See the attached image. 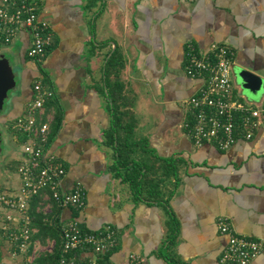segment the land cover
<instances>
[{
    "label": "crops",
    "instance_id": "0c3cea01",
    "mask_svg": "<svg viewBox=\"0 0 264 264\" xmlns=\"http://www.w3.org/2000/svg\"><path fill=\"white\" fill-rule=\"evenodd\" d=\"M36 1L41 17L53 28V46L37 62L28 54L31 33L19 30L10 45L13 62L22 70L10 101L15 122L27 113L37 80L55 92L46 113L62 114L51 143L67 169L62 186L70 191L80 183L86 191L83 209L61 207V225L76 216L87 230L116 229L118 243L111 256L116 264H221L228 240L218 226L221 216L228 217L239 234L264 240V125L251 140L239 139L228 150L210 142L195 146L183 127L190 118L187 102L203 84L185 73L189 43L201 50L213 43L228 44L235 51L232 66L264 78V0ZM116 48L125 59L120 79L134 98L136 139H147L162 157L187 161L170 200L178 221L172 238L168 207L136 202L129 185L110 169L113 150L103 141L112 116L99 88L105 87L104 66ZM233 84L242 101L264 103V86L245 98L234 78ZM143 94L147 102L139 106L146 100ZM13 141L20 142L19 133ZM17 152L20 161L23 149ZM19 186L16 171L6 191ZM38 197L31 206L38 201V212L51 213L47 193ZM37 233L34 228L33 264L52 251L56 241ZM167 248L169 255L162 254ZM132 254L141 261L130 259ZM24 261L13 258L9 248L1 264ZM250 264H264V250Z\"/></svg>",
    "mask_w": 264,
    "mask_h": 264
},
{
    "label": "built area",
    "instance_id": "2783aa9c",
    "mask_svg": "<svg viewBox=\"0 0 264 264\" xmlns=\"http://www.w3.org/2000/svg\"><path fill=\"white\" fill-rule=\"evenodd\" d=\"M23 28L32 35L29 56L37 62L43 61L53 44L54 31L51 23L41 17L37 1L0 0V50L9 46ZM234 55V49L225 43H213L206 50L192 43L187 46L185 73L203 80L199 91L187 102L190 118L183 123L195 146L210 142L221 150H228L239 139L251 140L264 125V103L253 105L235 95ZM33 89L34 97L27 113L13 124L15 131L27 137L17 168L20 186L18 190L0 193V207L5 210L0 230L10 243L13 258L23 257V264L34 262V257L30 256L34 232L30 210L35 197L47 193L49 200L50 192L59 206L76 210L86 204L82 184H76L70 191L63 189L67 169L51 150L49 139L54 117L46 113V104L55 92L40 79ZM218 226L228 238L220 257L221 264H250L264 250V240L239 234L228 217L221 216ZM62 236L60 264H116L112 254L106 256L118 243L117 230L111 226L87 230L74 216L63 226ZM129 258L136 262L142 259L136 254Z\"/></svg>",
    "mask_w": 264,
    "mask_h": 264
},
{
    "label": "trees",
    "instance_id": "16d2710c",
    "mask_svg": "<svg viewBox=\"0 0 264 264\" xmlns=\"http://www.w3.org/2000/svg\"><path fill=\"white\" fill-rule=\"evenodd\" d=\"M124 66L125 59L116 48L107 58L104 66L105 87L99 88L102 95L108 99V110L112 116L109 128L104 131L103 141L113 150V162L110 169L115 177L129 185L136 202L162 204L168 207L171 216L172 238L177 234L178 221L170 208V200L181 181V169L187 165V161L181 156L162 157L150 147L147 139H136L137 120L132 109L134 99L127 93L126 85L120 79V71ZM52 106L50 104L47 106L48 112L51 111ZM61 117L62 114L57 111L51 124L50 144L59 130ZM26 139L25 135L20 134L21 142H25ZM48 198L52 205L51 213L38 212V207H41V204L38 206V201L32 204L30 210L31 226L33 229H38L37 237H51L56 240L53 250L41 254L37 258L36 264H60L63 248V225L60 222L61 206L52 198L50 192ZM36 199L40 198L37 196ZM6 242L9 243L7 237L0 230V264L6 252ZM7 248L9 249V247ZM168 250V248L165 249L162 254L169 255ZM112 251L106 256H110Z\"/></svg>",
    "mask_w": 264,
    "mask_h": 264
},
{
    "label": "rangeland",
    "instance_id": "374dc122",
    "mask_svg": "<svg viewBox=\"0 0 264 264\" xmlns=\"http://www.w3.org/2000/svg\"><path fill=\"white\" fill-rule=\"evenodd\" d=\"M2 50L3 49L0 50V54L2 53ZM5 55L10 60L12 67L14 66V74H12V78H15L17 80V73H19L22 70V67L18 65L17 62H13V59L15 58V56H13V45H10L6 48ZM17 91H18V87L17 89H12L9 91V94L4 103L3 111L0 114V128L4 134V140L1 147L2 149L0 151V193L2 191L9 190V182L12 179V177H15V172L17 171V168L20 163L17 156L15 155L18 154L17 152L18 150L21 152L23 149V142L20 141L17 143L13 141L15 133L18 132L15 131L13 128V122H14L13 107L11 105L10 98L12 95L17 93ZM139 95L142 97V91L139 92ZM143 95H145L146 100L144 102H140L139 106H142L143 103L147 102V98H148L147 95L146 94ZM240 95L242 94L240 93ZM0 214H1L0 215V225H1L3 218L5 217L4 209H2L1 207H0ZM5 246L6 249L7 247L10 248V244L7 242Z\"/></svg>",
    "mask_w": 264,
    "mask_h": 264
},
{
    "label": "water",
    "instance_id": "95a60500",
    "mask_svg": "<svg viewBox=\"0 0 264 264\" xmlns=\"http://www.w3.org/2000/svg\"><path fill=\"white\" fill-rule=\"evenodd\" d=\"M14 67L5 53L0 54V114L3 111L5 100L9 91L16 88L17 82L12 78ZM232 76L236 82L239 93L245 98L249 95L256 94L264 86V78L256 72L247 68L232 66ZM4 140V134L0 128V151Z\"/></svg>",
    "mask_w": 264,
    "mask_h": 264
}]
</instances>
